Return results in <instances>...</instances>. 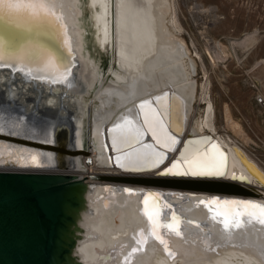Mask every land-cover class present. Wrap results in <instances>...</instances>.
Instances as JSON below:
<instances>
[{
  "label": "bare ground",
  "instance_id": "6f19581e",
  "mask_svg": "<svg viewBox=\"0 0 264 264\" xmlns=\"http://www.w3.org/2000/svg\"><path fill=\"white\" fill-rule=\"evenodd\" d=\"M176 9L175 0H0V14L15 25L26 29L34 26L60 41L55 22L62 24L64 44L77 60L73 74L68 76L64 56L56 59L31 44L8 54L0 38L1 59H12L50 79L62 80L53 84L26 80L18 72L0 69V116L6 115L0 117V133L48 145L54 142L58 124L69 127L64 136L67 156L57 172L82 181L80 204L72 211L74 262L264 264V224L259 222L264 217H260L259 208L244 207L264 205V170L239 142L225 139L216 131L217 112L210 83L207 79L198 84L194 78L197 58H202L180 36L183 33ZM258 37L255 30L232 38L230 49L236 59V48L248 52ZM227 49L217 42L208 49L211 60L223 61L228 56ZM105 53L109 54V61L104 69ZM258 66L264 69V58L253 65ZM163 94L167 105L163 121L168 134L177 135L179 143L167 150L166 163L152 167L151 153L164 148L147 131L143 114L151 115L152 109L164 113L165 108L156 99ZM144 102L150 103L141 109ZM196 104L202 107V114L192 126L189 119ZM9 111L26 114L37 124L12 120ZM233 124L230 127L235 129ZM136 129L142 133L139 140L131 138ZM2 135L0 139L21 145L0 141V169L54 166L55 157L48 146ZM158 135L162 141L165 139L162 132L158 131ZM188 141L199 142L200 147L222 159L221 171H226V175H156L183 159L182 151ZM184 170L180 166L174 169ZM157 176L234 182L248 193L211 195L161 186L159 219L163 226L157 231L144 214L145 208L154 212L156 203L145 197L147 190L138 185L160 184L132 181H148ZM237 211L254 215L237 217L239 226L226 229L221 220L231 219ZM172 213L180 216L179 222L172 220ZM169 224L171 228L167 227ZM173 228L178 232H173ZM156 231L164 236L169 251Z\"/></svg>",
  "mask_w": 264,
  "mask_h": 264
},
{
  "label": "water",
  "instance_id": "95a60500",
  "mask_svg": "<svg viewBox=\"0 0 264 264\" xmlns=\"http://www.w3.org/2000/svg\"><path fill=\"white\" fill-rule=\"evenodd\" d=\"M55 25L59 31L60 41L39 32L34 26L31 29H26V27L15 25L0 14V38L5 44L4 47L8 50L6 51L8 54H13L27 44H31L39 49H45L53 54L56 59H59L61 55L64 56L67 58L65 71L69 72L68 76H71L73 68L77 65V60H75V54L69 51L64 44L62 24L55 22ZM15 63L18 62L0 58V69L10 70L12 74L18 72L26 80L49 81L52 84L62 83V80L50 79L49 76L37 73L32 68ZM169 105H172V100H169ZM10 113L9 111L8 114L12 116V120L28 122L31 126L37 124L34 119L28 118L26 114L16 111ZM2 116L6 117V115L0 117ZM69 130L67 125L58 124L54 129V142L48 143V145L0 133V135L15 141L33 143L38 146L46 145L55 157V164L50 169L42 166L37 170L0 169V264H81L71 259L73 257L71 250L75 243L71 225L74 221L72 211L77 209L80 204L79 190L82 181L57 172L64 165L65 156H67L64 136ZM170 135L177 140V135L171 132ZM0 141L5 142L6 140L0 139ZM6 142L21 145L13 141ZM168 143L169 147L162 146L164 149L159 150L165 153L163 164L167 160V150L174 146L170 141ZM32 148L40 150L36 147ZM140 170L144 169H137V171ZM156 175L162 174L159 172ZM134 180L144 184H160V186L138 185L145 187L147 190L145 197H150L152 202L156 203V207H159V210L162 207L161 186L185 189L184 191L206 192L211 195L220 193L245 195L248 193L238 183L212 179L157 176L148 181L132 179V181ZM173 216L177 222L180 221L178 214L172 213V220ZM159 218V216L156 217L155 225L150 221L152 229L156 228L157 231L163 226ZM171 230L178 232L175 228ZM157 231L155 232L157 238L163 242L164 248L168 250L164 236L159 232L158 234Z\"/></svg>",
  "mask_w": 264,
  "mask_h": 264
},
{
  "label": "rangeland",
  "instance_id": "374dc122",
  "mask_svg": "<svg viewBox=\"0 0 264 264\" xmlns=\"http://www.w3.org/2000/svg\"><path fill=\"white\" fill-rule=\"evenodd\" d=\"M175 5L183 33L180 36L191 51L197 50L202 58V61L197 58L194 78L198 84L207 79L210 83L217 112L216 131L225 139L239 142L264 170V108L253 97L257 92L264 93V69L253 67L257 60L264 58V0H175ZM255 30L259 36L257 43L245 53L236 48L239 60L236 59L230 40ZM217 42L228 48L226 60L219 63L212 61L208 52ZM108 55L104 54V69L108 67ZM201 114L202 107L196 104L189 119L192 126ZM232 123L235 129L230 127ZM85 137L88 142L87 135Z\"/></svg>",
  "mask_w": 264,
  "mask_h": 264
},
{
  "label": "snow or ice",
  "instance_id": "6c2138e0",
  "mask_svg": "<svg viewBox=\"0 0 264 264\" xmlns=\"http://www.w3.org/2000/svg\"><path fill=\"white\" fill-rule=\"evenodd\" d=\"M157 101L160 103L161 107L165 108V112L161 113L156 111L155 109L151 110V115H149L148 112H144L143 114V123L147 128V131H149L156 141L157 144L162 145L163 147H169L168 141L171 142V144L179 143L175 139V137L168 134L166 130V126L163 121V116L166 114L167 105L165 103L166 96H161L156 98ZM145 103L150 102H144L140 105V108L143 109L145 106ZM158 131L162 132L164 134V140L162 141L161 136L158 135ZM142 135L141 131L139 129H136L132 132L131 138L134 140H139V137ZM149 147H152L149 145ZM212 147H215L213 145ZM182 157L183 159L181 161H177L173 163V165L166 169L162 175H192V176H224L226 175V171H221V166L223 164L222 159H217L214 155L210 154V151L207 148H202L199 146V142H193L188 141L186 142V146L184 150L182 151ZM165 158V153L160 151H155L151 153L150 161L151 166L156 167L160 163H162L163 159ZM124 165L121 164V167ZM178 166L183 167L185 170L183 172L174 171L175 168ZM145 204L148 203L147 200L144 201ZM226 204L228 203H237L235 201L229 202L225 201ZM243 203V202H240ZM244 207H252V208H259L261 210L260 217H264V205H249L244 204ZM144 214L148 217L150 221L153 222V224H156L155 218L160 215L159 207L157 206L156 210L154 212H149L147 208L144 209ZM254 213L246 212L241 213L239 211L235 212L232 215L231 219L224 218L221 220L224 227L228 229L229 227L235 225L239 226V223L241 222L237 217H243L253 216ZM173 220H175V216H173ZM259 222L261 224H264V218H259ZM167 227L171 228L172 225L169 224Z\"/></svg>",
  "mask_w": 264,
  "mask_h": 264
},
{
  "label": "built area",
  "instance_id": "2783aa9c",
  "mask_svg": "<svg viewBox=\"0 0 264 264\" xmlns=\"http://www.w3.org/2000/svg\"><path fill=\"white\" fill-rule=\"evenodd\" d=\"M253 97L256 103L264 108V93L257 92Z\"/></svg>",
  "mask_w": 264,
  "mask_h": 264
}]
</instances>
